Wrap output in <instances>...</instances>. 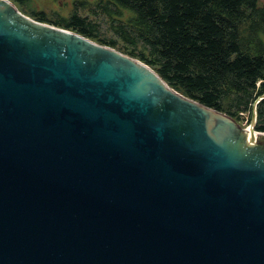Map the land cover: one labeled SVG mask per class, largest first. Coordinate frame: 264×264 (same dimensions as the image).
Returning a JSON list of instances; mask_svg holds the SVG:
<instances>
[{
	"label": "water",
	"instance_id": "obj_1",
	"mask_svg": "<svg viewBox=\"0 0 264 264\" xmlns=\"http://www.w3.org/2000/svg\"><path fill=\"white\" fill-rule=\"evenodd\" d=\"M0 0V264H264V133Z\"/></svg>",
	"mask_w": 264,
	"mask_h": 264
},
{
	"label": "trees",
	"instance_id": "obj_2",
	"mask_svg": "<svg viewBox=\"0 0 264 264\" xmlns=\"http://www.w3.org/2000/svg\"><path fill=\"white\" fill-rule=\"evenodd\" d=\"M10 1L21 11L24 0ZM99 8L109 17V40L77 14L32 16L137 59L181 95L249 125L264 95V2L107 0ZM256 119L255 130L264 133V100Z\"/></svg>",
	"mask_w": 264,
	"mask_h": 264
},
{
	"label": "rangeland",
	"instance_id": "obj_3",
	"mask_svg": "<svg viewBox=\"0 0 264 264\" xmlns=\"http://www.w3.org/2000/svg\"><path fill=\"white\" fill-rule=\"evenodd\" d=\"M106 1L107 0H24L23 8H18L23 14L34 20H37L36 17L32 16L35 15V13L38 15L44 14L46 19L50 21H53L58 17L68 18L72 14H77L80 18H86L88 21L97 23L96 32L99 37L102 39L109 40L110 38H112V34L109 32V17L99 8V6L104 4ZM11 2L13 3V1ZM259 2L262 3L264 2V0H259ZM15 6L17 7V5ZM91 41L97 44L99 42L97 40ZM241 126L244 128L247 127L246 122L243 121L241 123Z\"/></svg>",
	"mask_w": 264,
	"mask_h": 264
}]
</instances>
